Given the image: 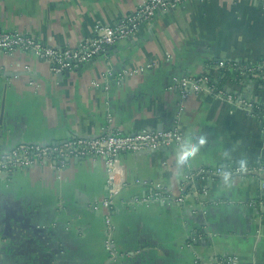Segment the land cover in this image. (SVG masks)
<instances>
[{"label": "crops", "instance_id": "obj_1", "mask_svg": "<svg viewBox=\"0 0 264 264\" xmlns=\"http://www.w3.org/2000/svg\"><path fill=\"white\" fill-rule=\"evenodd\" d=\"M146 1L0 0V30L74 49ZM220 61H264V6L185 0L60 77L32 53L0 49L3 150L111 130L179 128L182 145L205 140L184 167L182 145L120 156L125 187L112 210L102 204L109 189L101 159L1 175L0 264H215L224 257L264 264V174L190 181L201 169L264 163V121L207 93L180 106L174 86L182 78L209 76L221 88ZM225 78L228 92L264 103V83ZM158 184L183 201L142 203Z\"/></svg>", "mask_w": 264, "mask_h": 264}, {"label": "built area", "instance_id": "obj_2", "mask_svg": "<svg viewBox=\"0 0 264 264\" xmlns=\"http://www.w3.org/2000/svg\"><path fill=\"white\" fill-rule=\"evenodd\" d=\"M255 3L264 6V0H238ZM185 0H147L136 11L121 19L113 26L98 25L95 29V37L85 40L78 48H53L43 41L19 32H4L0 30V49L8 54L19 51L34 54L39 60L47 63L51 71L58 75L65 71H72L79 68L95 58L104 55L109 47L119 42L136 36L143 24L155 21L158 12L172 10L183 5ZM214 68L222 75L220 80L227 74L235 76L240 82L246 75L264 83V61L255 66H243L234 62L220 61ZM212 79L205 76L199 79L182 78L174 86L179 91L183 107L185 101L191 94L207 93L219 98L235 109L258 117L264 121V103L257 100L253 101L246 97L237 96L228 92L227 88L221 89L213 85ZM181 107V108H182ZM258 113V114H257ZM2 122L0 119V131ZM183 143V133L179 128L162 131H142L137 133H123L111 130L97 137H82L71 135L60 143H21L18 146L3 150L0 147V176H12L15 173L26 171L37 166H47L54 170L61 171L68 167L71 161L77 159L104 160L108 170V197L102 203L108 210L114 208L117 198L125 187L123 173L120 166V156L129 153L144 151H159L181 146ZM242 165V164H241ZM221 167L214 169H201L190 179V181L219 178L229 179L232 177H242L264 174V163H259L255 167L243 164ZM174 198L167 193L162 185L158 184L153 188V194L142 203L153 201H170ZM174 201L182 202L183 199ZM109 232L111 231V220L107 219ZM112 242H107L108 251L111 249ZM112 256L116 253L111 252ZM203 264V263H198ZM215 264H239L237 257L217 258Z\"/></svg>", "mask_w": 264, "mask_h": 264}, {"label": "clouds", "instance_id": "obj_3", "mask_svg": "<svg viewBox=\"0 0 264 264\" xmlns=\"http://www.w3.org/2000/svg\"><path fill=\"white\" fill-rule=\"evenodd\" d=\"M205 144V140L203 138L200 139L199 144L185 142L180 148V154L178 156V164L180 167L187 166L193 158L196 157L197 153L199 152V146ZM241 167L243 168L244 165L242 164Z\"/></svg>", "mask_w": 264, "mask_h": 264}, {"label": "trees", "instance_id": "obj_4", "mask_svg": "<svg viewBox=\"0 0 264 264\" xmlns=\"http://www.w3.org/2000/svg\"><path fill=\"white\" fill-rule=\"evenodd\" d=\"M228 78H223V79H221V88L222 89H224V87L226 86V80H227ZM214 85V84H213ZM224 86V87H223ZM258 114V113H257Z\"/></svg>", "mask_w": 264, "mask_h": 264}, {"label": "water", "instance_id": "obj_5", "mask_svg": "<svg viewBox=\"0 0 264 264\" xmlns=\"http://www.w3.org/2000/svg\"><path fill=\"white\" fill-rule=\"evenodd\" d=\"M69 72H70V71H65V72H63V73H61V74H58V75H59V77H60V76H63L64 74H69ZM0 119H1V122H2V118H1V117H0ZM1 131H2V130H1ZM1 131H0V132H1ZM197 185H198V184H197ZM197 185H196V187H197ZM197 188H198V187H197Z\"/></svg>", "mask_w": 264, "mask_h": 264}]
</instances>
